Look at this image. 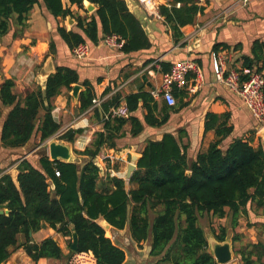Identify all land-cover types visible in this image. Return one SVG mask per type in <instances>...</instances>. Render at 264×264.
I'll list each match as a JSON object with an SVG mask.
<instances>
[{
    "label": "trees",
    "instance_id": "obj_1",
    "mask_svg": "<svg viewBox=\"0 0 264 264\" xmlns=\"http://www.w3.org/2000/svg\"><path fill=\"white\" fill-rule=\"evenodd\" d=\"M85 0H69L84 8ZM97 5L90 19L78 15L77 27L81 31H58L70 48L84 41L101 42L105 35L116 33L125 39L121 50L130 53L149 49L151 40L140 20L130 11L125 0H89ZM40 0H0V37L15 27L18 35L28 27L30 13ZM47 10L55 17L74 16L63 0H43ZM159 6L160 12L173 24L178 37L180 27L194 21L200 7L195 0H167ZM180 3V6L177 4ZM54 52V44L51 45ZM151 60L147 61L150 62ZM163 72L171 71L173 63L160 61ZM244 66L262 72L264 66V41L253 43L252 56H245ZM79 82L76 69L57 66L46 80L45 87H34L21 96L15 91V82L5 79L0 85V119L4 107H10L2 121L0 140L5 147H20L40 135V143L58 134L61 124L52 111L54 98L71 91ZM79 94L80 110L93 104L95 89L85 81ZM110 105L120 104L113 97ZM106 107V109L109 108ZM129 115L106 120L105 131L96 133L94 140L76 154L90 159L81 163L51 160L46 151L34 159H23L17 173L0 168V264L9 260L19 248V235L25 237L24 245L32 241L35 233L47 224L70 238L72 229L78 233V250L92 252L98 264H124L126 253L106 236L100 220H106L116 229L127 226L131 239L138 244L148 242L153 264H218L209 251L205 229L200 217L229 218L228 225L211 227L215 238L224 241L228 228L233 230L248 207L264 214V146H253L249 140L238 137L226 149L221 143L234 130L228 123L229 114L208 112L205 131L214 130L216 139L206 151L199 152L191 163L187 147L166 133L159 140H149L137 161V169L128 183L119 176L101 177L96 156L105 146L116 147L114 137L124 124L131 122V134L137 135L144 124L134 114L139 108L147 112L144 120L152 126L167 122L169 114L155 117L159 103L149 91H139L126 97ZM168 104L163 102V109ZM133 113V114H132ZM113 126V128H112ZM116 130V132H114ZM82 129L69 128L59 139L74 142ZM53 181L54 188L51 187ZM8 210V212H5ZM240 239L233 235V247ZM235 254L242 264H264V242H246ZM64 253L52 236L34 242L30 257L60 260Z\"/></svg>",
    "mask_w": 264,
    "mask_h": 264
},
{
    "label": "crops",
    "instance_id": "obj_2",
    "mask_svg": "<svg viewBox=\"0 0 264 264\" xmlns=\"http://www.w3.org/2000/svg\"><path fill=\"white\" fill-rule=\"evenodd\" d=\"M63 1L71 8L73 17L53 16L43 0H40L32 9L28 27L24 32L15 35V27H13L9 33L0 37V85L5 79H12L15 82L16 93L24 96L34 87L44 88L48 75L53 73L57 66H66L78 71V83L82 85L79 94L85 89V81L90 82L96 95L89 108L81 111L79 94L76 100L71 91L63 89V92L54 98L52 111L61 124L59 134L69 128L82 129L74 142H68L72 145L74 154L83 158L80 159V163L90 158L76 154L75 151L85 150L94 140L96 133L105 131L106 120L109 119L106 115L112 108L126 105V97L132 93L141 90L153 93L162 86L163 74L166 72L161 70L160 61L174 65L176 61L191 59L198 64L201 74L198 76L195 72H188L182 81L172 83L171 90L177 102L175 105L167 103L166 110L163 109L165 100L153 96L159 103L155 117L161 119L164 114H169L164 124L160 126L147 124L144 120L147 111L142 107L134 113L144 124V129L141 133L132 135L131 122L123 125L114 137L116 147L105 146L95 158V162L100 167L101 177H106L108 174L116 175L124 178L128 183L126 170L132 162V155L137 154L140 158L149 140H159L166 133L172 134L179 144L186 145L187 159L191 163L199 152L206 151L216 139L214 130L205 131L208 112L229 114L228 123L233 125L234 130L221 143L223 149L238 137L249 140L255 147L259 144L264 146V139L260 134L264 129V123H259L251 114L239 93L217 80L213 68L214 57H217L222 62L226 74L230 70L239 72L241 84L248 78L249 72L256 69V66L253 68L244 66L243 61L245 56H252L254 41H264V0H195L200 10L193 22L180 27L181 37H178L173 24L160 12L159 6L168 4L167 0H155L157 13L151 12L137 0H125L130 11L140 20L152 46L149 49L126 53L121 48L107 46L103 40L97 44L84 41L90 47V53L85 58L73 55L72 48L61 37L58 27L64 26L67 30L81 31L77 27L78 15L90 19L97 10V5L93 3L94 9L90 11L85 4L86 0L84 8H79L76 4L72 5L69 0ZM177 6H180V3ZM52 44H54V52L51 51ZM149 60L151 61L146 64ZM144 74L147 75V79L143 78ZM262 74L264 75V66ZM115 96L118 97L120 104L109 106V102ZM95 100L98 103H95ZM9 109L10 107L7 106L3 109L0 135L2 121ZM36 139L39 142L37 145L34 144ZM43 143H40V135L36 133L29 142L20 147H5L0 140V168L5 172H11L6 170V166L14 165L16 174V167L23 159H36L32 161L38 164L37 152ZM138 159L135 161L136 169ZM5 160L11 163L7 164ZM12 161H15L14 164ZM104 222L107 221L100 220L101 225ZM228 223V217L213 218L211 227L216 228L218 232L220 226H227ZM229 229L232 228L229 227L228 231ZM52 230L54 229L48 225L43 226L31 236L36 240L37 234ZM109 230H114L113 237H110L113 242L118 236L121 239L123 233L127 235L124 246L114 242L126 253L124 264L154 263V259L149 256V243L138 244L133 241L128 226L120 230L111 225ZM105 231H107L106 236L111 235L107 229ZM231 233L232 242L234 233H238L241 240L236 242L235 248L233 247L234 259L227 264H242L240 255L235 254V249H239L249 241L264 242V214L260 209L254 210L249 206L248 213L241 216L239 225L232 229ZM22 235H19V244H21L19 250L27 246L20 239ZM48 235L49 233L34 242H41L49 237ZM64 237L68 238V236ZM141 245L143 247H140ZM60 246L62 247L61 244ZM66 246L71 248L69 243ZM68 247L66 250L62 248L63 253ZM10 258L13 259V256ZM10 258L3 264H12L14 261ZM28 259L32 264L48 263L47 258L33 261L29 255Z\"/></svg>",
    "mask_w": 264,
    "mask_h": 264
},
{
    "label": "built area",
    "instance_id": "obj_3",
    "mask_svg": "<svg viewBox=\"0 0 264 264\" xmlns=\"http://www.w3.org/2000/svg\"><path fill=\"white\" fill-rule=\"evenodd\" d=\"M137 1L144 4L151 12H156L155 0ZM103 41L107 46L114 48H121L125 43V39L116 33L105 35ZM72 53L75 57L85 58L90 53V47L88 43L82 42L72 48ZM213 68L217 80L225 83L229 88L239 93L251 114L259 123H264V75L262 72L256 69L251 70L248 78L241 84L239 72L237 70H230L226 74L222 62L217 57H214ZM188 72H195L198 76L201 74L200 68L194 60L182 59L176 61L171 71L163 74L162 86L153 91L152 95L162 97L169 105H175L177 101L171 90V85L174 81H182ZM94 102L98 103L97 100ZM128 113L126 105L118 106L112 108L107 113L106 118L127 116ZM66 252L65 264H98L97 258L92 252L74 251L69 247Z\"/></svg>",
    "mask_w": 264,
    "mask_h": 264
},
{
    "label": "water",
    "instance_id": "obj_4",
    "mask_svg": "<svg viewBox=\"0 0 264 264\" xmlns=\"http://www.w3.org/2000/svg\"><path fill=\"white\" fill-rule=\"evenodd\" d=\"M86 6L88 10H93L94 5L89 0H86ZM55 72V71H54ZM50 75V74H49ZM48 75V76H49ZM144 79H147V75H143ZM150 85V83L148 84ZM82 88V85L79 83H75L73 85V89L71 90L72 95L75 97V99H78V94L80 89ZM261 136L264 139V129L260 132ZM48 150H49V156L51 160H62L66 162H77L80 163V158L77 157L72 149V145L68 143V141L63 139H54L51 138L48 143ZM139 156L137 154L132 155V162L129 163L127 170H126V178L129 180L136 169V159H138ZM51 187L54 188L53 181L50 180ZM4 210L0 209V213H3ZM5 212H8V210H5ZM104 229H108L111 225L108 222H104L103 224ZM44 227L47 226V224L43 225ZM206 232V231H205ZM232 229H229L228 234L224 241L217 240L212 233L206 232V236L208 239L209 244V251L213 254L218 264H227L231 262L234 259V248H233V242L231 238ZM32 235V233H31ZM72 237L73 241L71 243V249L72 250H78V233L73 228L72 229ZM34 241H30L26 246V252L28 255H30L31 250L33 248ZM12 264H18L17 261L12 262Z\"/></svg>",
    "mask_w": 264,
    "mask_h": 264
},
{
    "label": "rangeland",
    "instance_id": "obj_5",
    "mask_svg": "<svg viewBox=\"0 0 264 264\" xmlns=\"http://www.w3.org/2000/svg\"><path fill=\"white\" fill-rule=\"evenodd\" d=\"M59 134V133H58ZM51 138H54V139H59V137H58V135H54V137H51ZM51 138H49V139H47L46 141H44V143L42 144V146H40L41 148H40V150L37 152V156H40L39 154L42 152H44V151H46L47 152V154L49 153V150H48V143H49V140L51 139ZM34 144H39V142H37V139H36V141L34 142ZM80 159H83V158H80ZM34 160H36V159H34ZM108 160V159H107ZM107 160H106V162H107ZM129 160H130V158H129ZM7 162V164H9V163H11V162H9L8 163V160L6 161L5 160V163ZM13 162V164H14V162L15 161H12ZM110 162V161H109ZM120 167L122 166V165H119ZM6 170L7 171H11V172H9V173H12V174H15V171H14V165H11V164H9L8 166H6ZM213 222V218L212 217H210L208 214H203V215H201V217H200V224L203 226V228L205 229V231L206 232H208V233H212V231H211V223ZM108 230V232H111V235L110 236H108V237H113V235H114V230H109V228L107 229ZM47 233H49V235L48 236H52L54 239H56L61 245H62V248H63V250H66L67 249V247L68 246H66V244H68L69 243V237L66 239L65 237H64V235H62L61 233H58L57 231H55V230H52V231H42L41 232V234H37L36 235V240H39L42 236H45ZM106 234H107V231H106ZM213 234V233H212ZM127 235H126V233H123L122 235H121V239L119 238V236H118V238H114V242H116L117 244H120V245H122V246H124L126 243V241H125V237H126ZM20 239L22 240V243H24L25 242V237H24V235H22L21 237H20ZM35 240V238H34V236H32V241H36ZM140 247H143V245H141ZM20 248V247H19ZM19 248H17V249H15L14 250V252H13V254H12V256H13V259H11L10 258V260H12V261H17L18 263H21V264H32V263H30L29 261V259H28V254L26 253V246L25 247H23V249H21V250H19ZM131 248V247H130ZM66 253L67 252H64V255H63V257H62V259H60V260H56V259H51V258H49V259H47V262L48 263H45V264H65L66 263ZM11 256V257H12Z\"/></svg>",
    "mask_w": 264,
    "mask_h": 264
}]
</instances>
